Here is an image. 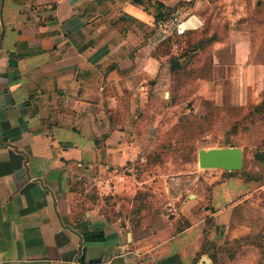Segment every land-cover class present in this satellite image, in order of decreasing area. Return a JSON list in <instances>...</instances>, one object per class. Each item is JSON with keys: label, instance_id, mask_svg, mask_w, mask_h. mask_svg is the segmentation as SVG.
I'll use <instances>...</instances> for the list:
<instances>
[{"label": "crops", "instance_id": "0c3cea01", "mask_svg": "<svg viewBox=\"0 0 264 264\" xmlns=\"http://www.w3.org/2000/svg\"><path fill=\"white\" fill-rule=\"evenodd\" d=\"M263 3L0 0V264L234 262L257 224L240 219L251 190L233 171L203 168L208 192L183 197L178 210L159 201L135 224L120 202L105 203L133 204L137 181L126 178L161 129L153 107L174 71L212 55L219 74L248 89L250 68L263 67L246 60V27ZM167 13L190 17L185 35L161 33ZM220 24L226 36L216 38ZM206 36L211 44L197 45Z\"/></svg>", "mask_w": 264, "mask_h": 264}, {"label": "rangeland", "instance_id": "374dc122", "mask_svg": "<svg viewBox=\"0 0 264 264\" xmlns=\"http://www.w3.org/2000/svg\"><path fill=\"white\" fill-rule=\"evenodd\" d=\"M254 12L259 16L252 17L254 21L246 27L253 49L246 60L249 65L263 68H250V73L246 74L247 82H251L248 89L243 87L245 82L242 88L240 82H233L231 71L225 70L220 75L211 63L212 55L200 59L194 57L183 70L174 71L175 76L178 75L176 82L153 107L157 114L163 112L161 129L151 134L145 150L131 165L132 171L126 178L129 180L131 176L133 182H143L133 184L137 188L132 196L133 204L128 205L129 198L123 201L124 197L119 195L115 201H111L110 196L105 203L112 206L120 202L118 209H129L135 215L133 223L139 222L143 210L159 201L173 203L178 210L181 200L188 195L208 192L204 169L198 164L199 150L240 146L244 150V167L231 174L244 179L251 190L247 200L249 206L244 207L240 219H256L257 231L243 238L244 244L250 246L241 249L239 246L243 242L236 244L235 261L231 264H248L247 256L252 257L249 263L264 264V3ZM226 25L218 26L220 32L216 38L226 36ZM209 40L206 36L197 45L208 47ZM199 77L213 80L214 84L211 88L206 84L202 86L204 81H199ZM211 223L212 219H207V224Z\"/></svg>", "mask_w": 264, "mask_h": 264}, {"label": "water", "instance_id": "95a60500", "mask_svg": "<svg viewBox=\"0 0 264 264\" xmlns=\"http://www.w3.org/2000/svg\"><path fill=\"white\" fill-rule=\"evenodd\" d=\"M198 164L201 168H222L226 171L240 170L244 167V150L242 147L234 145L202 148L198 152Z\"/></svg>", "mask_w": 264, "mask_h": 264}, {"label": "built area", "instance_id": "2783aa9c", "mask_svg": "<svg viewBox=\"0 0 264 264\" xmlns=\"http://www.w3.org/2000/svg\"><path fill=\"white\" fill-rule=\"evenodd\" d=\"M158 25L162 34L174 38L185 35L188 28L192 26V21L190 17L186 20H180L178 17L171 15L170 17L161 19Z\"/></svg>", "mask_w": 264, "mask_h": 264}, {"label": "trees", "instance_id": "16d2710c", "mask_svg": "<svg viewBox=\"0 0 264 264\" xmlns=\"http://www.w3.org/2000/svg\"><path fill=\"white\" fill-rule=\"evenodd\" d=\"M169 16H171V15H169V13H167V14H163V15L161 16L160 19H164V18H167V17H169Z\"/></svg>", "mask_w": 264, "mask_h": 264}]
</instances>
